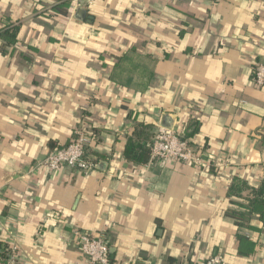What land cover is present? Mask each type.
Returning a JSON list of instances; mask_svg holds the SVG:
<instances>
[{
  "label": "crops",
  "instance_id": "crops-1",
  "mask_svg": "<svg viewBox=\"0 0 264 264\" xmlns=\"http://www.w3.org/2000/svg\"><path fill=\"white\" fill-rule=\"evenodd\" d=\"M64 1L0 0V31L19 27L0 39V251L85 264L87 231L114 264H264L258 217L227 214L264 183V0H86L85 20ZM165 113L199 122L208 165L125 155ZM83 129L93 170L43 166Z\"/></svg>",
  "mask_w": 264,
  "mask_h": 264
},
{
  "label": "built area",
  "instance_id": "built-area-1",
  "mask_svg": "<svg viewBox=\"0 0 264 264\" xmlns=\"http://www.w3.org/2000/svg\"><path fill=\"white\" fill-rule=\"evenodd\" d=\"M71 5L77 9L84 7L86 0H70ZM92 1V0H89ZM179 1V0H173ZM198 1V0H193ZM254 81L256 85L264 87V64H258L254 71ZM156 135L149 148L151 151L150 162L153 164L159 159L182 160L195 165H208L210 158L203 153L189 140L183 139L181 125L167 128L162 124L157 125ZM95 144H100L93 133L86 132L85 129L78 131L70 143L49 153L42 161L44 167L50 171H57L64 167H71L79 172H88L94 169L95 162L89 152ZM81 249L85 256V264H112L110 256V246L107 241L100 236H96L87 231H78ZM10 245V244H9ZM7 264H20L12 245L8 246ZM198 264H230L225 256L214 253Z\"/></svg>",
  "mask_w": 264,
  "mask_h": 264
},
{
  "label": "trees",
  "instance_id": "trees-1",
  "mask_svg": "<svg viewBox=\"0 0 264 264\" xmlns=\"http://www.w3.org/2000/svg\"><path fill=\"white\" fill-rule=\"evenodd\" d=\"M70 1H64V5L62 7H67V4H70ZM60 9V8H59ZM19 27L13 26L7 29L0 31V39L4 40L7 44H12L16 41L17 34H18ZM4 49V48H3ZM152 127L154 125L140 123L136 128L135 133L132 136L128 137V144L125 155L137 161L149 160L151 157V151L149 148V143L152 142L154 139L156 132L155 130L152 131ZM199 131V122L188 120L183 123L182 125V132L181 135L183 139L189 140L193 143V138ZM76 136V135H75ZM93 136L96 140H99L98 134L93 132ZM147 140V147L144 146L143 141ZM69 144V143H68ZM199 150L203 153L209 151L207 146H203L199 148ZM92 153V151H89ZM101 162V160L98 159ZM106 169V167L104 168ZM239 208L238 209H228L227 214L232 217L239 226H251L253 225V218L255 216L258 217L260 222L262 223V227H264V183L255 187L252 191V197L246 198L243 201H239ZM239 238L242 240L244 239V235H239ZM247 253V251H244ZM9 254L8 247H5V251H0V258L3 262H7ZM110 256L112 254L110 252ZM112 262V260H111ZM112 264H114L112 262Z\"/></svg>",
  "mask_w": 264,
  "mask_h": 264
},
{
  "label": "water",
  "instance_id": "water-1",
  "mask_svg": "<svg viewBox=\"0 0 264 264\" xmlns=\"http://www.w3.org/2000/svg\"><path fill=\"white\" fill-rule=\"evenodd\" d=\"M75 17L80 20H85L88 17V11L86 8L78 7L76 9ZM176 121V117L170 113H165L162 119V125L167 128H173Z\"/></svg>",
  "mask_w": 264,
  "mask_h": 264
}]
</instances>
